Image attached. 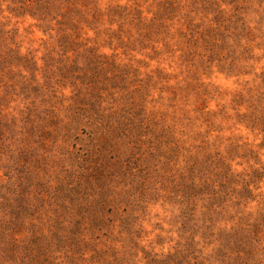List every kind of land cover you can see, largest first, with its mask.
<instances>
[{
	"label": "rangeland",
	"instance_id": "rangeland-1",
	"mask_svg": "<svg viewBox=\"0 0 264 264\" xmlns=\"http://www.w3.org/2000/svg\"><path fill=\"white\" fill-rule=\"evenodd\" d=\"M66 1L72 48L2 0L29 64L0 74V192L26 187L0 264H264V0Z\"/></svg>",
	"mask_w": 264,
	"mask_h": 264
},
{
	"label": "trees",
	"instance_id": "trees-1",
	"mask_svg": "<svg viewBox=\"0 0 264 264\" xmlns=\"http://www.w3.org/2000/svg\"><path fill=\"white\" fill-rule=\"evenodd\" d=\"M64 2L62 3L63 4L62 5L59 0L58 1H56V0H26V4H29L32 7L34 6V4H36V5L43 4L44 5L43 6L44 12H42V13H40V15H38V17H40L39 19H41L45 15L46 18L49 17L50 19L57 20L58 25H59L58 26V35H60L59 39L61 42V46L62 47H68L69 46L72 48V46L74 47V45L75 46L78 45V43L76 42V39L80 38L79 36H80V31H81V27H80V20L81 19H79V18L83 17V15L80 14V11L78 10L79 8L77 7V5L75 6L74 4H71L70 3L71 1L65 0ZM31 6L26 5V8H32ZM1 13H2V0H0V15H1ZM99 14L103 15V16L105 15L104 12L103 13L100 12ZM106 15L110 16L111 12L106 14ZM32 16H36L35 13ZM52 30H53V28H52ZM27 62H28V60H26V55L21 54V52L19 50H14V49L10 48L8 43H6V39H4L3 37H0V74L4 75L3 79H5L7 75H9L10 73L13 72L12 67H18V68H20V71H22L23 69H26V66H27L26 64H29ZM5 71H7V72L1 73V72H5ZM20 76H22V75H20ZM77 78L79 79V77H77ZM81 80L83 81V83L87 82L86 86L88 87L87 90L89 91L88 92L89 94H92L89 87H92V91H93L95 89V86H98V82H99L96 79H95L96 81H92V78H89L88 76H87V78L84 77ZM79 90L83 91L82 88H80ZM80 91L78 92V95L81 93ZM76 96H77V94H76ZM79 98L85 102L84 105H82V106H90L95 110L99 109L98 107H100L99 105H97V102H94V101H90V103H87L89 101V98L87 99V98L81 97V96H79ZM85 111L87 112V110H85ZM83 112L84 111L82 110V112L79 113L78 116H81ZM96 113H98V111ZM94 117H90V115L85 113V115L82 117V119H87V121L92 123ZM260 119H261V121L257 122V123H258V125L259 124L262 125L261 131L263 132L264 131V127H263L264 116H262ZM208 184H209V186L208 185L206 186L207 187L206 191L208 192L207 194H210L213 199H218L220 201V195L221 194L223 195V192L221 191V187L217 184V181H213V182H210ZM21 186H22L21 189H15L13 191L14 195L11 194L10 188H8V187L6 188V190L8 191L9 196L6 195L5 193H3V190H1V192H0V195H2L3 202H4V203H2V202L0 203V209L1 210L4 209V211L0 212V218H2V221L0 222V229H1L0 233H2V232H3V234L5 233L6 236H8L10 239H13V240L15 239V235L17 234L18 229L22 225H26L25 217H23L21 211L18 209V207H16V206H19L23 210L26 209V206H24L26 202H23L22 200L21 201L17 200L19 195L21 194L22 196H24V192L26 191V187L23 185H21ZM240 195L243 198L242 194H240ZM222 198H224V195ZM239 199H240V197H239ZM225 202H227V201H223V203H225ZM237 205H240V204L237 203ZM218 206H220V202L218 203ZM263 221H264V218H263ZM261 226L262 225H260V223L253 224V226L251 227L250 230H246L242 234L245 235L247 233L246 235L249 236V234L253 232V233H255V237H256L257 233L262 232V231H260ZM237 232L240 233V231H237ZM37 233H38V231H37ZM251 236H254V235H251ZM238 246L240 248H243L242 247L243 245H241V243H239Z\"/></svg>",
	"mask_w": 264,
	"mask_h": 264
}]
</instances>
